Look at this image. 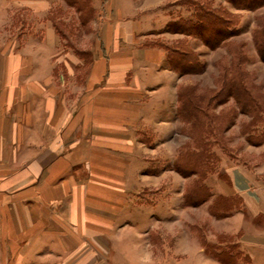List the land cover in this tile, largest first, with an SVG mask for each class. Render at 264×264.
I'll return each instance as SVG.
<instances>
[{
	"label": "crops",
	"instance_id": "crops-1",
	"mask_svg": "<svg viewBox=\"0 0 264 264\" xmlns=\"http://www.w3.org/2000/svg\"><path fill=\"white\" fill-rule=\"evenodd\" d=\"M91 1L103 15L86 66L47 21L49 1L0 0V264H264L263 174L223 163L202 202L230 203L208 212V252L179 222L202 203H185L176 154L149 156L178 121V74L147 39L158 4ZM15 8L37 16L14 33Z\"/></svg>",
	"mask_w": 264,
	"mask_h": 264
},
{
	"label": "rangeland",
	"instance_id": "rangeland-1",
	"mask_svg": "<svg viewBox=\"0 0 264 264\" xmlns=\"http://www.w3.org/2000/svg\"><path fill=\"white\" fill-rule=\"evenodd\" d=\"M47 1L51 6L47 8L46 19L49 23L50 18L56 21L62 34L63 47H73L81 51V55H85L87 66L91 57L90 53L83 50L91 48L98 42L97 27L101 22L98 17L103 15V12L96 9L91 11L89 8L91 0H79L73 5L67 4L64 0ZM136 2L137 7L158 4L154 10L162 15L158 22L160 28L151 32L155 35L149 36L148 41L171 50L183 51L194 63L186 65L191 68L189 72L177 71L178 76L173 79L176 104L172 116L178 117L177 126L172 128L174 129L172 133L164 136L165 142L160 145L161 150L149 149V156L168 155L160 159L162 165L164 162L168 163L176 154L171 165L178 172L180 171L177 166L187 171L180 172L187 176L185 187L186 197L189 196L185 200L187 205H199L208 201L209 185L213 186L215 175H218L219 180H227L228 176L222 170L223 163L242 166L255 177L258 174L264 176V142H257L261 138L259 134L264 131V0H136ZM95 3L98 5L99 0ZM195 5L198 9L203 7L204 10L208 7L217 11L224 22H230L232 32L224 39L221 35L209 31L199 36L182 33L181 29L184 26L178 24V21L195 12ZM78 7L80 11L77 10ZM111 11H115L116 15L115 9L111 8ZM27 15L31 19L37 16L32 10L28 13L24 8H15L12 13L14 24L10 31L14 33L21 31L22 17ZM85 68L78 73L79 78L85 73ZM63 74L66 79L64 70ZM235 79L240 80L259 102V109L255 112L248 111L247 107H243L235 99L234 92H229L228 83ZM144 140L149 142V139ZM194 189L201 195L194 196L191 193ZM150 191L152 190L149 189ZM225 201L226 198L219 196L214 200L212 207L207 202L208 206L202 203L199 210L187 208L180 218V223L196 226V234L208 252L212 251L211 244L206 242V234L212 232L209 228L211 221L208 212L213 213L220 205L226 206L228 203ZM171 222L177 224V218ZM168 235L167 238L172 240L171 234ZM215 235L219 240L226 238L222 233L216 232Z\"/></svg>",
	"mask_w": 264,
	"mask_h": 264
},
{
	"label": "trees",
	"instance_id": "trees-1",
	"mask_svg": "<svg viewBox=\"0 0 264 264\" xmlns=\"http://www.w3.org/2000/svg\"><path fill=\"white\" fill-rule=\"evenodd\" d=\"M64 1L69 5H73L76 3V1L78 2L79 0H64ZM195 7H196L195 12H193L187 18H184L183 20L178 21V24H181L184 26V28L181 29L182 33H185L188 35L199 36V34L203 35L202 33H204L205 31L206 32L209 31V33H212V34L216 33L217 35H221L224 39L225 37H227V35H229V33L232 32V28H231L232 25L229 24L230 22H224V20L221 19V17L217 13V11H215L212 8H208V7H205L204 10H203V7L200 9H198L197 5H195ZM89 8L91 11L95 10V8H93L92 4L89 5ZM77 10L80 11L81 9H79V7H78ZM50 20H51L52 26L54 27L56 32L62 37V34L58 30V27L56 25V21H54L53 18H50ZM63 38H64V36H63ZM163 48L168 53L166 55H167V62H168L170 69L175 70L176 72L178 71V73L189 72V70L191 68H188L186 65L188 63L194 64L191 62L192 58L187 56V54H185L183 51H176V49L171 50L167 47L166 48L163 47ZM171 52H172V55H171ZM229 82H230V84L228 83L229 92L230 93L234 92L235 99H237V101H239V103H241L243 105V107H245V108L247 107L248 111L251 110V112H255L257 109H259V102L247 90V88L243 85V83L240 80L237 81L235 79V80H231ZM253 118H255V116H253ZM247 134H249V133H247ZM259 135L261 136V138L258 139L257 142L263 143L264 138H262V136H264V131H262ZM177 167L179 168L178 170L181 173H187V171H185L186 169H182L179 166H177ZM192 172L194 173L195 171H192ZM193 173H190V174H193ZM191 193H193V195L197 196V197H198V195L199 196L201 195L200 193L197 194L198 192L195 189ZM188 198H189V196L186 197V199H188ZM225 202L230 204L229 201H225ZM228 204L226 206L220 205L218 208H220V207L222 209H225L226 207L228 208V206H230Z\"/></svg>",
	"mask_w": 264,
	"mask_h": 264
}]
</instances>
